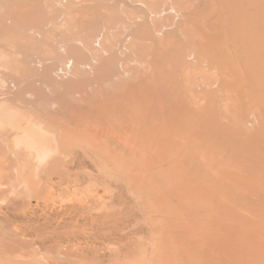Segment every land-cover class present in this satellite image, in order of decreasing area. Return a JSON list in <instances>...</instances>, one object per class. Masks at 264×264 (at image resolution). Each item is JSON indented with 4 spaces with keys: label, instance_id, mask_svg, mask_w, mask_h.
I'll list each match as a JSON object with an SVG mask.
<instances>
[{
    "label": "bare ground",
    "instance_id": "bare-ground-1",
    "mask_svg": "<svg viewBox=\"0 0 264 264\" xmlns=\"http://www.w3.org/2000/svg\"><path fill=\"white\" fill-rule=\"evenodd\" d=\"M191 1L168 0L171 7H166L165 14L178 13L174 6L178 3L180 18L170 30L155 32V36L165 38L157 37L159 42L150 30L147 31L146 24H138L135 27L138 30L134 28V31L132 27L128 28H131L130 33L134 32L129 35L137 38L133 40H144L147 44L156 42L155 46L160 47L154 51L153 60L159 51L160 59L154 63L158 70L165 63L167 66H164L169 64L174 70L188 59V63L192 61L198 69L215 76L217 86H213L212 79L209 83L212 82L210 88L216 90L205 89V106L196 110L197 113L191 106L193 110L183 112L185 115L182 116L180 106L173 104L177 98L175 101L167 95L170 105L165 112L168 115L157 116L153 111L150 114L151 111H144L149 106H141L143 101H139L141 107L136 104L134 96L141 99L142 94L137 97L135 92L128 93V98L132 95L130 100L135 102L133 105L122 103L117 94L119 99H114L112 93L113 101L106 105L111 99L104 98L108 89L105 86L103 98L106 102L102 100V106L94 105L95 110L88 102L89 105L79 103L80 98L75 100L79 104L77 109L76 105L70 108L71 112L76 111L67 115L69 109L64 104L66 115L62 112L64 116L60 117L57 111V118L53 115L50 121L54 123V132L49 123L52 111L49 117L44 113L42 117L36 113L32 118L27 115L30 113H26L28 118L18 117L19 114H15L18 108L11 106L15 107L13 102L21 95H17L18 91L14 96L10 91L9 94L0 89L13 100L8 102L3 97L7 104L13 103L8 106L0 96V102L6 104L4 107L0 103V264H219L227 261L233 252L238 254L237 248L236 252L233 249L235 245L239 254V247L243 245L248 253L243 256L242 264L252 260L251 257L255 260L259 253L262 256H257V263L264 264V0ZM141 2L144 6L148 4ZM120 22L122 24L115 25L124 24L122 20ZM6 37L8 39L2 40L13 42L11 35ZM129 38L125 37L129 41L124 39L128 44L132 41ZM182 39L189 45V54ZM78 51L74 54L79 56ZM7 52L10 53L6 51L4 55L10 58L11 54ZM186 56H191L192 60ZM113 60H107L109 64L106 61L110 68ZM8 62L10 69L12 61ZM102 63L99 66L102 67ZM99 66L95 68L97 71ZM164 66L160 70L167 69ZM185 69L192 75L191 68ZM105 71L101 70V73ZM57 77L60 79V75ZM202 78L205 81L203 75ZM163 79V86L154 85L156 82L151 85L153 88L150 86L152 93L157 91L165 95L164 84L171 78ZM175 80L174 87L178 86L181 94L180 83L177 85ZM189 80L192 82V78ZM189 80L186 83L192 84ZM147 81L141 85H150ZM77 83H68V88L72 84L71 87L78 88L81 82L80 85ZM155 86L159 90H154ZM71 87L60 92V96L74 89ZM139 87L142 88L140 83ZM190 87L183 89L182 94L186 95L187 90L192 92ZM28 93L27 98L31 96ZM87 95L83 96L86 100L89 99ZM183 95L180 97L182 102L192 99ZM147 96L152 95L142 97L147 98L144 101L149 105ZM29 99L27 103H31ZM114 100H119L120 105ZM39 101L38 106L45 104H39ZM72 101L73 105L75 102ZM159 101L157 99L154 104ZM61 102L64 101L57 106ZM82 105L92 117H87L88 111H83ZM156 105L152 106L154 110ZM79 106L81 112H77ZM58 108L64 110L62 106ZM91 108L98 112L94 115ZM43 115L45 119L49 118L50 125ZM178 115L182 117L179 119ZM39 122L45 127L47 124L51 130L42 128ZM222 224L227 227L222 229L228 233L240 228L243 240L232 241L242 240L240 243L243 244L248 238L242 235L246 229L253 228L250 231L256 230L255 235L258 231L260 237H256L260 238V243H256V237L255 241L250 240L252 237L249 244L246 241L240 246L229 241L233 245L229 247L234 251L230 249L233 252L228 254L231 255H224L220 252L223 244L220 240L225 236ZM250 231L248 237L253 235ZM255 247L260 252L254 250ZM251 248L252 252H258L255 256L250 252Z\"/></svg>",
    "mask_w": 264,
    "mask_h": 264
},
{
    "label": "rangeland",
    "instance_id": "rangeland-1",
    "mask_svg": "<svg viewBox=\"0 0 264 264\" xmlns=\"http://www.w3.org/2000/svg\"><path fill=\"white\" fill-rule=\"evenodd\" d=\"M141 1H145L144 3L148 2L147 6H144V4ZM189 1L192 2L191 0H189ZM56 2H58V3H56ZM170 2L172 3V1H170ZM133 3L134 4L136 3L138 5L132 6L131 4H133ZM166 3H167V5H166ZM169 6L171 7V4L168 3V0H166V1L154 0L151 2H150V0H56V1H54V0H52V1L51 0H0V63L2 64V65L0 64V71L1 70L3 71V72H1L3 80L0 78L1 79L0 83L2 85V86L0 85L1 86L0 89H3L4 91H7V92L10 91V93H12L11 95H14V96L16 95L17 91L18 92L19 91L24 92V93H22L23 95L20 92H19L20 94L17 92V95H21V96H18L19 98L17 100H16V98H17V96H16L14 98V100H16V102H13L11 95L9 98H7L6 97L7 93L4 92L5 93V96H4V93H1V90H0L1 98L3 99V97H5L4 99H7L8 102L15 103L14 104L15 107L11 106L13 103L12 104L10 103L11 105H9V104H7L8 102L7 103L5 102L6 100L3 99L2 101H4V103H6L8 106H11V108H14V109L18 108V110L15 111V114H19L18 117H20L22 115L25 118H28L27 115H29V118L30 117L32 118L33 117L32 114H34V113H36L37 115L40 114L39 115L40 117H42L41 115L44 113V115L47 114L46 117H49L48 115H50V113L52 111L53 114L51 113V115L49 117L51 119V120H49V123H50V121L52 122L53 115L55 117V115L57 116L59 114V116L62 117V116H64L63 114L66 115V112H67V115H68V112L71 113L69 115H72V113L76 110L73 109L74 111L72 110L73 112H71L70 108L71 107L73 108L74 105H76V109H77V107L79 105V104L77 105V103H76L77 101L75 102V100H78L81 98L80 101L83 99V101L85 100L86 103H85V101L84 102L79 101V103H81V104L83 103V105H86L89 103V104H92V108H94L97 106L96 104H98L99 106L100 105L102 106L101 101L103 100L104 102H106L105 97H107V98L109 97V99H111L110 97H112L113 95H114L113 96L114 99H119L116 97H117V95H118V97L120 96L121 99L123 100V102H122V100H120L122 103H124V101L128 102V103L131 102L133 105V103L136 102V104L140 106L141 102L143 101L142 105H141L143 108H146L145 105L149 106L146 109H144V111L145 112L147 110H148L147 112L151 111L150 114H152L154 112L153 114H156L157 116H160L162 113L165 116L168 115V112H165V111L169 109L168 105H170V104L167 103V95H169V96L173 97V98L171 97L170 99H173V100L175 99V101L177 98V102H174L173 104H176V106H180L179 111H181L180 113H182V116H184L187 112L191 111V109H192L191 106H193V109H195V112L197 113L200 109H203V107L205 106V97H204L205 93H206L205 89L207 90L209 88L208 90H212V91L216 90L214 88L217 86L215 76L212 74H211L212 76H210V75H208L209 74L208 72L205 73L206 71L198 69L195 66V64H191L192 61H191V63H188L187 61H189V60L187 58L192 60L191 56L190 57L186 56L187 61L184 62L185 64H181V65L184 67V69L186 67H188L186 69L191 68L189 70H192V75L191 74L189 75V73L191 71L189 73H187L188 70L184 71V69L182 70V68L179 69L180 65H178L177 68L172 66V67H174V70H172L170 68L171 65L168 64V67H166L167 63L162 65V67L164 65H166L164 67L167 69L164 70V68H163V71H162V70H160L162 68L160 66L161 68L159 70L161 72L158 73L159 70L157 69L156 64H154V63L157 61L158 58L160 59V55L159 56L157 55L158 53H160L159 51L158 52L156 51L157 52V54H156L157 58H155V61H153L154 57H155L154 51L156 49H158V50L160 49L159 46H155L156 42H159V40H157V37H158V39L161 37L159 35L157 36V34L155 36V32L157 33V31H159V30L162 31V29L163 30L166 29L165 31L170 30L171 29L170 27H172L180 18L179 17V11L180 10L177 8L178 3L176 5H174V6H176L175 9L178 10V13L176 11V12L170 13L168 15L165 14L167 12L166 11L164 12V10H166V7H169ZM158 12H160V13L162 12V14L159 13L160 15H158L157 14ZM154 14H157V15H154ZM180 14H181V12H180ZM146 18H147V20H146ZM121 20H122V22H124L123 25H115L117 23L122 24L120 22ZM116 21H118V22H116ZM142 23L144 25L146 24L145 25L146 29L148 28L147 31L150 30V33L152 32L153 35L155 36V38H156V42H154L155 44L153 42H151L149 39L148 40L150 42L148 41L149 42L148 44L144 40H142L143 42H138V41H136L137 38L135 36H134V38H136V40H133L134 38L129 35V34H132L134 32L130 33L129 31L131 28L129 29L128 27H132L133 31L135 29L138 30V27L137 28H135V27L139 26L138 24H141V26H142L143 25ZM165 27H169V29H167ZM10 35H11L12 39L10 37L9 38L13 41L11 43L6 41L8 39V37H6V36H10ZM98 37L101 38L100 41H99ZM125 37L126 38L130 37L129 39H131L132 41L129 42V44H128V42L125 41L128 39H125ZM2 38L3 39L7 38V39L2 40ZM162 38H164V36L161 37L160 40ZM145 40L147 41L146 38H145ZM184 40H185V38H184ZM124 41L126 42L127 45L124 44ZM134 41H136V42H134ZM162 41H165V40H162ZM185 41H187V40H185ZM185 41H184V43L183 42L182 43L184 44L185 51L189 54V51H191V50L189 48V45L186 44ZM133 44H134L135 48H134ZM135 44H142L143 47L141 48L140 46H142V45L139 46V45H135ZM131 47H133V48H131ZM73 49H74V51L79 50L78 52H80V55L78 56V55L74 54L75 52L73 51ZM76 49H78V50H76ZM142 49H144V50H142ZM1 51H2V53H1ZM6 51H10V53L7 52L8 55L11 54L9 56L10 58H7L6 55H4V52H6ZM143 51L145 52V54L143 53ZM130 52L133 56L134 55L136 56V54H138L137 56H139V57L136 56L137 58L136 57L134 58L130 54ZM108 56L109 57L112 56L114 58V60L111 62V68L108 65L110 62L107 60H110V59L112 60L113 58L111 57L108 59ZM106 57H107V60L105 59ZM104 59L108 62V64L106 63V61H104ZM135 59L137 61H134ZM144 59L146 61L149 60L148 63ZM8 60L12 61L10 69H9V64H7ZM13 60L15 61L14 63H13ZM131 60L134 62H131ZM152 61H153V65H155V69L157 70V72L153 68L154 66L151 64ZM61 62H63V64L65 62V64L64 65L62 64L63 66L61 65V67H60L59 64ZM101 62H103L104 64H107V65H104L102 63L103 69H100L101 65L99 66V64ZM136 62L139 64H137ZM186 62L188 65H186ZM75 65H77V66H75ZM98 66H99V68L97 71V69H95V68H97ZM148 66H151V67H148ZM182 66H180V67H182ZM105 67H106V69H105ZM168 68H170V69H168ZM8 69H9V71H8ZM94 69H95V71H94L95 74L92 73V71ZM101 70L102 71L106 70V71L104 73H101ZM68 71H70V72L68 73ZM73 71H76V72H73ZM65 72H66V74H64ZM153 73L158 74V76H155V75L153 76ZM161 73H164V74L168 73V75L166 74L167 76L165 77V75L162 76ZM100 74H103V75L100 76ZM57 75H60V79L57 77ZM200 75H201V77H200ZM202 75H203V77H205V81H203L204 78H202ZM204 75H206L207 77ZM0 77H1V75H0ZM159 77H160V79H159ZM163 77L166 78V80H169V79H167V77L172 79V80L170 79L169 81H166L168 83L170 81L174 82L175 78H177L178 81L177 80H175V81L178 82L177 85H179V83H180V86L182 89L181 94L179 93L180 88H177L178 86L174 87L175 82L174 83L171 82L173 85H170V83L169 84L165 83L166 87L164 84V88H165L164 90L166 92L164 96L158 94L157 91H154L152 93L151 89L153 88L154 85L157 84L159 86V84H161L163 86L162 83L165 82V81L161 82L164 80ZM181 77H183L185 79V82L183 81V78H181ZM146 78L150 81L149 82L150 85H141L144 81H145V84L148 83ZM154 78H155V81L153 80ZM179 78H181V79L179 80ZM186 78H188V79H186ZM189 78H192L193 83L191 82V80H189ZM211 79L213 82H215L214 85L211 82V84L214 86L213 88L212 87L210 88L211 84L209 82L211 81ZM213 79H215V81ZM158 80H159V82H158ZM186 80L187 81L189 80V82H191L192 84L186 83ZM72 82L73 83L79 82V83H77L79 85L81 82V85H83L82 83H84V86L80 85L81 87L79 86L80 88L79 87L77 88V87H71L73 84L71 86L69 85V88L71 87L74 89H70L69 91H67L65 96L63 94H61L64 97L60 96V92H62L65 88H67V90H68L69 89L68 83L71 84ZM139 83H140V86L142 88L139 87ZM153 83H155V84L153 85ZM189 84L191 85V87L189 86ZM205 84H207V86ZM65 85L67 87H65ZM74 85H76V84H74ZM151 85H153V86H151ZM185 85L187 86V88ZM105 86H107L106 88H108L109 90L107 89V95L106 94H105L106 96L104 95V98H105V100H104L103 94L106 93V91H104ZM146 86H148V87H146ZM150 86L152 88H150ZM158 86H155L156 89H154V90H157ZM188 87H190V89H191L190 91H192L193 93L187 92L189 90ZM75 88H77V89H75ZM106 88H105V90H106ZM133 88L134 89L136 88V89L133 91ZM183 89H188L187 91H185L186 95L182 94ZM128 90H129V92H128ZM147 90H148V92H147ZM158 90H159V88H158ZM202 90H204L205 92ZM134 92L136 93V96H137V94H138V96L140 94H142V95H140L141 99H139L138 96H137L138 98H135V96H134L133 99L135 102H133V100L132 101L130 100V99H132L131 98L132 95H130L131 97L129 96V98H128V95L130 93L134 94ZM146 92H147L146 95H150V94L152 95V96H150L151 98L147 96L149 99V100H147L148 101L147 103L150 102L149 105H147L146 101H144L147 98L146 99L143 98L144 96L146 97V95H143V93L145 94ZM27 93L30 94L31 96L32 95L33 96L32 97L29 96L27 98V95H26ZM64 93H65V91H64ZM111 93H112V96L110 95ZM84 95H87L88 97H86V96L85 97L89 98V99L86 100L85 98H83ZM182 95L184 97L187 96V97H185L186 99H188V98L190 99L192 97L193 100L192 99H190V100L184 99L182 102V100L180 98ZM7 96H9V95H7ZM35 96H37V97H35ZM65 97H67V98H65ZM184 97H182V98H184ZM10 98H11V100H10ZM29 98L31 99V103L33 102L32 105H31V103H27ZM35 98L37 99V101H34V100H36ZM67 99L68 100L69 99L74 100L72 102L73 103L75 102V103L72 105V103L70 102L71 100H69V103H68ZM157 99H158V101L159 100L160 101L157 102L156 103L157 105H156V104H154L155 103L154 101H156ZM161 99H163V102ZM136 100H138V103ZM38 101L40 102L39 104H41V102H42V103H45L44 105L47 104L48 107L44 106L43 104H41V105L44 108L42 106H38ZM60 101H64V102L63 103L61 102L60 106H57V104ZM110 101L112 102L113 100L112 99L109 101L107 100L106 105H108V102L111 103ZM114 101H117V100H114ZM139 101H141V102H139ZM34 102H35V104H34ZM104 102H103V105H104ZM117 102H119V100ZM192 102H193V105H192ZM99 103H101V104H99ZM128 103H127V105H129ZM2 104H3V102H2ZM6 104H3L4 107ZM64 104H66V106L68 107L67 109H69V111L67 110L65 113L63 112L66 109V106ZM68 104H69V106H68ZM94 105H96V106H94ZM119 105H120V102H119L118 106ZM154 105H156L155 108L157 111L154 110V108H153ZM61 106H62V108H64V110L61 108H58ZM125 106H126V104H125ZM157 106H158V108H157ZM194 106H196L197 108ZM46 107L48 110L46 109ZM80 107L81 106H79L77 112L78 111L81 112L80 110H82V109H83V111L86 110V108L84 106L82 109H80ZM89 107H91V106H89ZM107 107H109V106H107ZM110 107H111V105H110ZM56 108L59 110H56ZM87 108H88V106H87ZM92 108L90 109V112L94 113V115H95V112H98V110L96 109L97 111H94L95 110V108H94V110H93L94 112H93V111H91ZM162 108L164 109V112L162 111ZM176 108H178V107H176ZM111 109H112V107H111ZM115 109H117V106H116V108H114V110ZM36 110H38V111H36ZM54 110H56V113ZM99 110H101V109H99ZM196 110H198V111H196ZM39 111H41V112H39ZM48 111H50V112H48ZM57 111H59V113ZM83 111H82V113H83ZM86 111H88V110H86ZM62 112H63V114H61ZM77 112H75L74 114L76 115ZM110 112L113 113L112 111H110ZM137 112L139 113V109ZM183 112L184 113L186 112V113L184 114ZM26 113H30V114L26 115ZM86 113L88 114L89 111ZM77 114H78L77 116H81L79 113H77ZM87 114H85V115H87ZM174 115L177 116L176 114H174ZM88 116L92 117V115H89V114L87 115V117ZM178 116H179V119H180V117H182L180 115H178ZM36 117L37 116H34V118H36ZM39 118H37V121ZM55 118H57V117H55ZM184 118H182V119H184ZM46 119L44 116V120L48 124V119L47 120ZM249 120H251V119H249ZM41 121H42L41 122L42 124L45 122V121L43 122V118L41 119ZM57 121H59V120H57ZM54 122H56V119H54ZM41 123L39 122L40 125H41ZM47 124H46V126L48 127V125H50L51 123L48 125ZM228 124H229V122H228ZM53 125H54V123L51 124L52 127H53ZM227 125H226V127L228 128ZM42 126L43 125H41V127ZM249 126H251V123L249 124ZM44 127L45 126H43L42 128H44ZM47 127H45V128H47ZM248 128H250V127H248ZM49 130H51V128H49ZM52 130H54V127ZM54 132H55V130H54ZM7 149H9V145H8ZM225 225H227V224H225ZM222 228L227 229V227L226 226L223 227V224H222L221 230H223L222 232L224 233L225 236H224V239L220 240V244L222 242L225 246L223 244H221L223 246L218 244V245H220V249L222 247L220 252L225 255V253L226 254L231 253L237 248V253H238L237 255H239V256L236 257L237 256L236 253L234 254V252H233V255L228 254V256H230V255L231 256L229 257V259L227 261H221L219 264H239V263L242 264L241 261L243 262V260H244L243 256L246 255V253H247V252L245 253V251H244L245 245H243V244L246 241L249 244L250 243L249 239L252 237H254V238H252L250 240L254 239V241H255V237L258 235L257 234L258 231L255 235V233H253V232H256L255 229H254L255 231H253V232H251L252 231L251 229H253V228H251V229L248 228V230L246 229V231H245L246 233L247 232L249 233V231L251 230L250 232H251V234H253V235H251V237L247 236L248 233L247 234L245 233V235H242V234H244L243 233L244 231H243L241 233V235L244 236V238L247 237L248 239L246 238L247 240L245 239L246 241H244L243 244H241L240 242L243 240V238L240 236V230H239L240 228L237 229L238 231H236V230H234V231L232 230V232L230 231L231 233L226 232L225 229H222ZM233 229H236L235 226ZM237 232H239L238 235L236 234ZM226 233H228V235ZM229 235H232V236H229ZM228 237H230V239L232 237V239L230 240ZM233 237H234V239H233ZM227 238H228V241H227ZM241 238H242V240L239 242L232 241V240H240ZM258 238L256 237V243L257 244L259 242ZM259 240H260V238H259ZM229 241H231L233 243V245L237 244V243H239V244H237L238 246L243 245V246L239 247L241 252H242V254L240 252L241 255L239 254L238 247L235 245L234 246L235 248H234L233 245H231V243ZM253 243L255 244V242H252L251 244H253ZM229 245H231L234 250L231 249L232 247H229ZM226 247H227V249H226ZM230 249L233 251H230ZM254 250H257L256 247ZM257 251H259V250H257ZM257 251L252 252V248H251L250 252H252V255L255 256V254L258 253ZM235 252H236V250H235ZM259 255H261V254L259 253L255 257L257 258V256H259ZM240 256H242L241 260H240V258H241ZM249 256H250V254H249ZM234 257H235V261L233 260ZM237 258H239V259H237ZM253 258L251 257L252 260L249 259L252 262L249 261V262H246V264L247 263L248 264H250V263L255 264V261H256V264H258L257 259H259V258H257V259L255 258V260ZM253 260H254V263H253ZM245 261L243 264H245ZM259 261L260 260H258V262ZM259 264H260V262H259Z\"/></svg>",
    "mask_w": 264,
    "mask_h": 264
}]
</instances>
